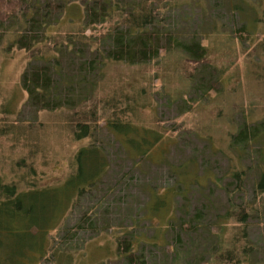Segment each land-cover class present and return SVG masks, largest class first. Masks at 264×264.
Segmentation results:
<instances>
[{
    "label": "rangeland",
    "instance_id": "374dc122",
    "mask_svg": "<svg viewBox=\"0 0 264 264\" xmlns=\"http://www.w3.org/2000/svg\"><path fill=\"white\" fill-rule=\"evenodd\" d=\"M29 1L33 7L41 8L38 11L41 14L49 10L45 7L46 2L51 9L53 6L61 8L50 13L52 27L46 33L48 39L44 38L41 45L31 52L19 50L14 43L23 32L22 25L26 24L22 18L24 13L0 24V176L6 182L18 181L22 179L21 175L35 179H27L22 187L26 183L55 186L70 175L74 156L81 149L90 143L97 147L96 141L104 143L100 146L109 158L110 170L102 191L93 193V205H102L99 212L102 215L107 209L106 218L113 226L109 230H97L96 234H77L74 243L79 250L72 264L118 263L114 238L118 236L119 222L124 217L126 220L120 223L132 230L135 236L142 233L147 240L140 249L146 264L171 263L168 244L185 246L189 240L205 237L208 247L211 243L216 245L214 236L218 228L214 223L228 207L223 187L230 181L228 172L235 164V154L228 148L231 137L245 123L264 122V80L258 77V73H263L258 65L264 64L260 47L264 44V0H162L154 6L159 29L180 42L198 40L207 50L206 63L211 71L199 67L193 73V68L183 56L175 53L169 56L163 52L154 61L137 67L108 62L101 66L98 62L94 66L97 74L86 75L84 81L85 90L90 93L88 100L81 106L76 104L72 112L57 110L53 113L35 112L27 105V94L21 86L24 71L43 64L36 57H45L48 50H52L51 55H54V48L59 47L62 52L61 56L57 53V57L62 69L78 67L79 61L91 59L97 38L105 27L85 29V14L79 3L69 0ZM253 6L257 7L259 16L252 13ZM234 7H242V11ZM243 27L249 30V37L241 42L238 32ZM201 89L206 92H201ZM81 91L75 85L72 97L80 95ZM119 99L121 103L115 107L116 110L106 107L118 104ZM131 100L137 101L135 109L131 108L135 103ZM83 113L87 115L85 122L90 126L91 120L96 123L92 141L77 140L74 136L77 132L75 123L84 120ZM75 115L82 119H75ZM117 119L161 135L166 143L153 151L150 163L141 159L134 165L104 130L106 122ZM256 157L252 153V161ZM250 167L254 164H244V191L248 200L252 199L253 186L258 180L255 169ZM30 171H35V176L29 174ZM177 175L181 180L188 176L196 177V183L202 187L193 183L186 193V202L182 195L176 196L169 220L189 221L199 213V222L206 226L207 231L180 234V242L175 241V232L166 236L162 234L163 230L159 233L164 218L160 213L130 228L127 216L135 220L141 217L137 211L149 203V191L152 189L162 195L167 190H176L179 183ZM206 177L212 181L205 180ZM243 197L235 195L232 199L239 204ZM77 219L75 212L70 223L67 222L69 230ZM177 222L174 223L176 231ZM248 223V243L261 249L249 263L264 264V221L259 225L257 220ZM231 225L234 223L229 222L227 226ZM208 228L211 233H208ZM230 233H224L226 241ZM52 237L59 241L62 234L58 237L55 232ZM64 261L62 259L60 264Z\"/></svg>",
    "mask_w": 264,
    "mask_h": 264
},
{
    "label": "trees",
    "instance_id": "16d2710c",
    "mask_svg": "<svg viewBox=\"0 0 264 264\" xmlns=\"http://www.w3.org/2000/svg\"><path fill=\"white\" fill-rule=\"evenodd\" d=\"M69 1L79 3L83 7L86 19L85 29L102 25L105 29L101 30V36L97 38L98 42L95 40L97 44L91 59L86 62L79 61L78 67L69 66L68 68L66 66V69H62L60 58L57 57V53L58 56H61L62 51L60 47L55 49L54 47H57L55 44L53 48L56 50V54L51 55L53 51L48 50L46 56L51 55L48 57L49 59L46 56H38L36 60L43 64L31 66L24 71L21 86L27 94V105L35 112L53 113L57 110L72 112L76 104L81 106L85 103L90 93L87 94L84 81L86 75L97 74L94 66L98 62L100 65L102 64L101 66L108 62L137 67L154 61L163 52L169 56L174 55L171 53L183 56V59L193 68V73L199 67L204 71L208 69L211 71L210 65L206 63L207 50L200 45L198 40L191 39L185 43L180 42L175 36L165 34L159 29L154 12L156 7L154 6L161 3L162 0ZM29 2V0H0L1 25L15 19L19 13H24L22 18L26 24L22 25L23 32L14 43L19 50L27 52L35 50L41 45V41L47 38L46 33L52 27L49 20L50 13L58 12L61 8L53 6L51 9L50 4L46 2L45 7H48L49 10L45 14H41L38 12L41 8L33 7ZM36 3L37 1L34 5ZM257 4L261 8V3ZM234 9L242 11V7H234ZM252 9V13H257L256 15L259 16L257 7L253 6ZM54 20L56 21V18ZM106 25L110 26L106 29ZM39 34L41 35L40 40ZM238 35L240 41L243 42L249 37V30L243 27ZM260 47L264 55V44H261ZM258 66L263 70L262 74L258 73V77L264 80V64ZM69 69H71L70 72L65 73ZM75 85L82 91L80 95L72 97ZM202 90L205 91L204 89L200 91L203 92ZM72 98L75 99L70 100ZM121 99L118 104L106 105V107L115 109L121 103ZM131 101L135 102L134 105H131V108L135 109L137 101ZM83 115L85 116H82L84 120L78 124L77 121L75 123L74 127L77 132L74 136L77 140L92 141L93 132H96L97 128L95 127L96 123L91 120L90 126L85 122L88 119L87 115L84 113ZM74 118L78 120L81 117L75 115ZM91 118L93 119V117ZM104 130L121 146L127 159L134 165L139 164L141 159L150 163L153 151L166 143L159 133L135 124L121 123L118 119L106 122ZM96 143L97 147L90 143L88 147L81 149L74 156L72 172L63 182L55 186H38L26 183L22 187L21 184L27 179H31V181L35 179L21 175L22 179L18 181L13 179L11 182H6L0 176V264H60L62 259L65 260L64 264H72L79 250L75 248L77 245L74 243L77 234H96L97 230L112 228V223L107 219V209L103 211L102 215L99 213L103 209L102 205H93V193L97 194L102 191L104 180L108 177L110 170L109 158L106 151L100 146L104 143L97 141ZM228 148L235 154V164H232V168L230 167L228 172L230 181L223 187L227 195L228 207L224 209V215L216 217L214 223L218 228V233L214 236L216 245L211 243L208 247L205 237L197 241L190 242L189 240L185 246L169 244L168 246L166 244L171 257L169 264H252V262L249 263V260L261 250L256 246L249 245L246 229L250 227V224H247L250 220H257L258 225L264 221V122L241 125L238 133L231 137ZM252 153L258 157L254 161L251 159ZM247 162L254 164V167L250 168L251 170L255 169L258 179L254 183L253 196L250 200L245 198L246 192L244 191V180L246 179L244 164ZM190 163L194 165L193 161ZM246 170L249 171V169ZM29 174L35 176V171H30ZM177 177L179 183L176 190H167L162 195L152 189L149 191V203L142 210L137 211L141 217L135 220L127 216V219L130 220V228L137 226L139 221L149 220L160 213L164 218L159 233L162 232L160 230H163L162 234L166 236L170 232H175L177 234L176 236L174 233L175 241L180 242V234L207 231L206 226L199 222L201 219L199 213L189 221H182L179 218L175 221L174 219L169 220V215L173 214L171 211L172 206L174 207L173 199L182 195L186 202V193L189 192L192 184L198 181L196 177L188 176V180H181L179 175ZM205 180L211 179L206 177ZM196 184L202 187L200 183ZM235 195L244 196L239 204L232 199ZM75 212L78 214V219L69 230L67 222ZM174 212L176 213V211ZM125 220L124 217L120 222ZM120 222L118 236L114 238L115 253L118 258L116 264H146L140 249L142 243L147 240L142 233L135 236L131 232L132 230ZM175 222L178 223V231H176ZM229 222L234 225L228 227ZM226 231L231 232L227 241L224 239ZM55 232L58 237L62 234L59 239L61 242L52 237ZM208 233H211L210 230ZM153 245L155 246V242ZM205 255L207 256L203 257Z\"/></svg>",
    "mask_w": 264,
    "mask_h": 264
}]
</instances>
